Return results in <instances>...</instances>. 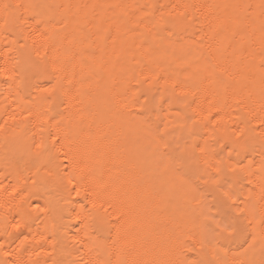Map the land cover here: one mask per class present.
<instances>
[{
  "label": "bare ground",
  "instance_id": "6f19581e",
  "mask_svg": "<svg viewBox=\"0 0 264 264\" xmlns=\"http://www.w3.org/2000/svg\"><path fill=\"white\" fill-rule=\"evenodd\" d=\"M0 264H264V0H0Z\"/></svg>",
  "mask_w": 264,
  "mask_h": 264
}]
</instances>
